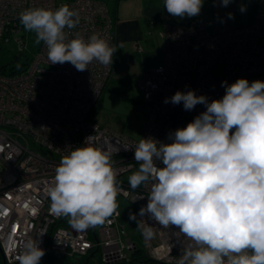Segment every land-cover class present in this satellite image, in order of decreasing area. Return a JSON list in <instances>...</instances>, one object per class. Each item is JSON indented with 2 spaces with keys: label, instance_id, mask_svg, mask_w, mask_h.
<instances>
[{
  "label": "built area",
  "instance_id": "obj_1",
  "mask_svg": "<svg viewBox=\"0 0 264 264\" xmlns=\"http://www.w3.org/2000/svg\"><path fill=\"white\" fill-rule=\"evenodd\" d=\"M68 5L79 12V24L65 29L69 39L77 34L87 40L99 34L114 45L112 21L102 0H0V48L11 40L24 44L25 29L19 14L30 8L57 9ZM247 7V4H246ZM250 16V17H249ZM26 34V33H25ZM163 59L139 79L138 87L149 107L142 138L169 143L168 135L186 127L206 111L204 105L184 110L183 104L164 103L177 91H195L209 101L225 94L222 82L230 85L245 78L250 83L264 81V11L246 15L235 26L228 15L210 21L195 18L187 26L164 21L160 32ZM112 65L94 61L88 70L77 71L68 62L51 64L41 42L37 52L19 72L7 73L0 67V249L4 264L18 262L20 245L29 237L41 239L40 247L50 264L51 253L87 258L99 254L101 264H131L143 251L147 261L178 264L188 239L174 226L162 228L148 216L137 215L135 234L121 221L117 208L103 225L84 231L74 230L67 217L50 211L48 188L61 158L86 139L101 149H111L117 169L119 195L130 202L134 213L148 203L151 183L131 189L123 176L139 169L134 158L135 141L91 120L102 91L112 75ZM141 138V139H142ZM159 166V165H158ZM151 224L155 235L148 239L143 227ZM45 234L36 237L40 232ZM138 240L143 243L139 248ZM190 240V248H195ZM176 250L177 254H174ZM174 254V255H173Z\"/></svg>",
  "mask_w": 264,
  "mask_h": 264
},
{
  "label": "clouds",
  "instance_id": "obj_2",
  "mask_svg": "<svg viewBox=\"0 0 264 264\" xmlns=\"http://www.w3.org/2000/svg\"><path fill=\"white\" fill-rule=\"evenodd\" d=\"M231 2L220 0V6ZM203 5L204 0L164 4L180 18L199 16ZM239 10L246 11L243 6ZM19 19L35 33L37 45L45 44L51 64L68 62L77 71L88 70L94 61L108 66L123 48L122 42L110 45L96 33L87 40L78 34L69 39L65 29L75 28L80 15L68 5L26 9ZM222 87L223 97L211 101L193 90L165 98L164 103H182L186 111L198 104L206 111L169 133V143L149 137L125 148H134L139 164L128 178L131 189L151 183L147 205L138 214L129 213V220L138 224L137 215L148 216L192 240L196 247L184 250L179 264H264V81L240 78ZM88 139L61 158L47 192L50 211L67 217L76 231L110 223L121 191L113 152ZM143 235L154 237L151 224L143 227ZM41 242L34 237L23 241L18 264H40L45 255Z\"/></svg>",
  "mask_w": 264,
  "mask_h": 264
},
{
  "label": "crops",
  "instance_id": "obj_3",
  "mask_svg": "<svg viewBox=\"0 0 264 264\" xmlns=\"http://www.w3.org/2000/svg\"><path fill=\"white\" fill-rule=\"evenodd\" d=\"M102 1L105 2L111 17L114 45L123 43V48L118 49L114 54L112 75L107 87L131 84L133 81L138 85L141 76L162 61L163 52L159 34L164 21L187 26L195 18L207 22L218 15L232 13L233 24L240 26L245 22L246 15L252 14L253 2V0H233L227 7H222L220 0H204L199 16L180 18L173 17L167 12L164 6L165 0ZM255 1L257 10L264 11V0ZM242 4L244 6L247 4L244 15L239 10Z\"/></svg>",
  "mask_w": 264,
  "mask_h": 264
},
{
  "label": "rangeland",
  "instance_id": "obj_4",
  "mask_svg": "<svg viewBox=\"0 0 264 264\" xmlns=\"http://www.w3.org/2000/svg\"><path fill=\"white\" fill-rule=\"evenodd\" d=\"M242 6L246 9V5L244 6V4H242ZM241 13L244 15L245 11ZM225 14L228 13L221 15ZM237 16L238 15L236 14V17ZM25 38L24 44H20L19 42L11 40L10 42L3 43L1 45L0 67L7 66V68H9L12 65L10 63L13 61L14 56L18 55L23 49H25L24 52L20 53L21 61H23V59L28 60L35 55L39 46L35 43V33L26 31ZM114 87L109 85L102 91L100 99L92 112L91 120L100 126L114 129L135 141H140L145 131L149 116V107L143 98V92L139 89L135 81H133L131 84L117 85ZM2 169L3 165L0 161V172ZM134 172H136V170L124 175L123 180H128L129 176ZM116 200L118 203V208L124 214V218L121 219V221L126 225L129 233L134 235L136 231L134 224L135 221L129 220V213H134L132 204L119 194ZM97 228H99V225ZM185 237L186 236H183V238ZM186 239H188L187 247L189 249L190 246L188 245H190V239L187 237ZM137 245L139 248L143 247V243L140 240H138ZM177 253L179 252L174 250V254ZM174 256L181 258V254L179 256ZM86 259L87 258L78 259L77 257L71 258L68 256H58L53 252L51 253V260L53 264H83ZM0 264H3L1 256ZM7 264H18V262L13 261ZM40 264L50 263L46 257H42ZM87 264H101L99 254L95 253L94 256L89 258V262Z\"/></svg>",
  "mask_w": 264,
  "mask_h": 264
},
{
  "label": "trees",
  "instance_id": "obj_5",
  "mask_svg": "<svg viewBox=\"0 0 264 264\" xmlns=\"http://www.w3.org/2000/svg\"><path fill=\"white\" fill-rule=\"evenodd\" d=\"M257 3L255 0H253L252 2V6H251V12H254L255 10H257ZM26 33V31H25ZM23 34L24 35V38L26 37V34ZM25 49L21 50L20 53H23ZM18 54L16 56H14V59L13 61L10 63L12 64L9 68H7V66H2L3 69H5L7 71V73H16V72H19L20 70V66H24V64L26 63L27 59H23V61L20 60L21 58V54ZM137 255L140 257V258H144V255H143V251L140 250L139 252H137Z\"/></svg>",
  "mask_w": 264,
  "mask_h": 264
},
{
  "label": "flooded vegetation",
  "instance_id": "obj_6",
  "mask_svg": "<svg viewBox=\"0 0 264 264\" xmlns=\"http://www.w3.org/2000/svg\"><path fill=\"white\" fill-rule=\"evenodd\" d=\"M131 264H159V263L147 261L145 258H137L133 260Z\"/></svg>",
  "mask_w": 264,
  "mask_h": 264
},
{
  "label": "water",
  "instance_id": "obj_7",
  "mask_svg": "<svg viewBox=\"0 0 264 264\" xmlns=\"http://www.w3.org/2000/svg\"><path fill=\"white\" fill-rule=\"evenodd\" d=\"M0 256H1L2 260H3V256H2V252H1V249H0ZM3 264H4V262H3Z\"/></svg>",
  "mask_w": 264,
  "mask_h": 264
},
{
  "label": "bare ground",
  "instance_id": "obj_8",
  "mask_svg": "<svg viewBox=\"0 0 264 264\" xmlns=\"http://www.w3.org/2000/svg\"><path fill=\"white\" fill-rule=\"evenodd\" d=\"M188 246H190V245H188Z\"/></svg>",
  "mask_w": 264,
  "mask_h": 264
}]
</instances>
